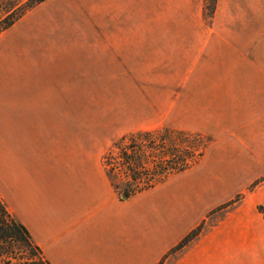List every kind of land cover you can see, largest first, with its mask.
I'll list each match as a JSON object with an SVG mask.
<instances>
[{
	"label": "crops",
	"instance_id": "obj_1",
	"mask_svg": "<svg viewBox=\"0 0 264 264\" xmlns=\"http://www.w3.org/2000/svg\"><path fill=\"white\" fill-rule=\"evenodd\" d=\"M216 6L219 35L197 38L201 46L174 73L179 79L171 84L169 107L171 131L209 144L169 182L170 192L117 201L96 166L66 163L60 139L68 125L66 88L8 78L4 88L17 87L18 96L0 112V200L49 264H134L125 255V235L139 233L147 216L131 210L150 203L172 214L197 213L186 235L239 195L172 264H264L258 212L264 211V0H217ZM48 185L54 193L45 191Z\"/></svg>",
	"mask_w": 264,
	"mask_h": 264
},
{
	"label": "rangeland",
	"instance_id": "obj_2",
	"mask_svg": "<svg viewBox=\"0 0 264 264\" xmlns=\"http://www.w3.org/2000/svg\"><path fill=\"white\" fill-rule=\"evenodd\" d=\"M205 6L203 0L46 1L0 35V112L18 96L17 87L4 88L8 78L36 88L47 84L65 87L68 125L66 133L62 129L60 139L67 146L66 163L79 161L96 166L99 177L108 182L109 174L116 184H139L142 191L125 199L122 187L115 190L110 185L120 202L140 195L154 197L157 190L165 187L170 192L169 182L194 166L203 152L191 163L188 160L189 167L184 171L170 172L157 182L152 179L150 189L143 188L149 180L143 170L149 174L154 171L169 146L184 153L198 145L190 138L174 137L163 142L160 137L165 130L173 132L171 84L179 79L174 73L185 66L188 51L201 46L197 38L219 35L218 10L213 12L217 18L212 28L209 19L213 15L209 17L204 10L202 13ZM31 54L34 60L30 62ZM7 72L11 76L6 77ZM26 92H21L24 97ZM75 118L76 124H69ZM200 139L206 148L209 141ZM129 146L141 148L142 159L133 182L123 172L119 157V149ZM183 158L187 161L186 155ZM49 187L45 191L54 193ZM58 197L67 198L62 193ZM241 197L210 212L206 223L186 235L187 227L199 217L197 213L194 218L189 210L172 214L168 208L161 211L150 203L145 210H131L147 217L139 233L131 230L125 235L126 258L134 264L174 263L205 228L219 219L221 212ZM160 212L163 219L157 217ZM258 212L264 219V211L258 208ZM191 234L192 240L181 245ZM14 248L16 252L17 246ZM42 259L49 264L43 256Z\"/></svg>",
	"mask_w": 264,
	"mask_h": 264
},
{
	"label": "trees",
	"instance_id": "obj_3",
	"mask_svg": "<svg viewBox=\"0 0 264 264\" xmlns=\"http://www.w3.org/2000/svg\"><path fill=\"white\" fill-rule=\"evenodd\" d=\"M48 0H0V35L10 30L19 20H21L28 12L36 8L37 6L45 3ZM207 6L204 7L206 15L211 17L215 10L216 0H205ZM164 135H161V140L168 142L174 140V137H180L194 141L198 143L195 148L190 152L180 153L175 151L172 146H169L166 151L163 152L165 158L161 160L160 165L155 166L154 171L147 172L143 170V176L146 179L144 182V189H150L153 187L152 179L160 180L167 174L182 172L189 167L190 163L194 161V158L199 157L205 149V144L200 142V138L194 135H187L183 133H174L170 131H163ZM140 135L138 134L137 137ZM146 136V135H144ZM140 147L129 146L127 148H121L119 157L122 162L123 172L129 177L130 181H135L137 173V166L141 163ZM162 149H164L162 147ZM178 153V155L176 154ZM183 154L186 155L187 161H184ZM176 155V156H175ZM150 175V176H149ZM110 185L117 190L118 187H122L121 193L125 198L135 194L137 191H142L139 184L126 182L125 184H116L108 174ZM137 181V180H136ZM190 235L182 242L181 245L188 243L192 240ZM17 246L15 252L14 246ZM178 246V247H181ZM23 253L24 255H22ZM24 257V258H22ZM21 261L20 264H47L41 256L40 250L33 244L30 235L27 230L15 220L6 210L4 204L0 200V264H11V261Z\"/></svg>",
	"mask_w": 264,
	"mask_h": 264
},
{
	"label": "water",
	"instance_id": "obj_4",
	"mask_svg": "<svg viewBox=\"0 0 264 264\" xmlns=\"http://www.w3.org/2000/svg\"><path fill=\"white\" fill-rule=\"evenodd\" d=\"M122 199H125V197L123 196Z\"/></svg>",
	"mask_w": 264,
	"mask_h": 264
}]
</instances>
